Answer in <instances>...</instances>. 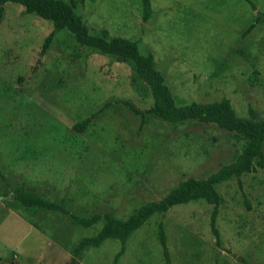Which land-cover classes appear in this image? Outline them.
<instances>
[{"label":"rangeland","instance_id":"1","mask_svg":"<svg viewBox=\"0 0 264 264\" xmlns=\"http://www.w3.org/2000/svg\"><path fill=\"white\" fill-rule=\"evenodd\" d=\"M68 1V0H67ZM84 0L75 10L92 32L108 30L151 52L177 105L227 99L238 116H264V0ZM49 22L4 5L0 20V264H67L72 246L93 236L67 216L25 209L13 200L20 183L66 203L78 216L125 219L187 177L205 178L241 151L233 133L188 121L140 124L152 98L130 63H118L56 33L43 58ZM38 61V62H37ZM99 113L83 133L72 125ZM217 187V246L203 201L154 215L125 244L118 264H264V170L256 163ZM118 241L83 251L77 264H112Z\"/></svg>","mask_w":264,"mask_h":264},{"label":"trees","instance_id":"2","mask_svg":"<svg viewBox=\"0 0 264 264\" xmlns=\"http://www.w3.org/2000/svg\"><path fill=\"white\" fill-rule=\"evenodd\" d=\"M83 1L0 0V20L4 13V5L11 3L21 6L24 13L49 22L52 31L44 38L38 50L39 58L45 56L56 33L66 32L80 46L91 48L118 63H130L137 78L148 87L152 103L144 110H139L129 101H120L119 103L133 115L138 116L140 124H143L145 118H150L167 124L194 121L213 125L225 132L237 135L243 142L241 151L229 163L220 165L215 172L205 178L187 177L181 180L161 199L143 203L125 219L117 218L112 214L75 215L68 210L65 202L52 201L37 193L33 188L26 186L25 183H20L12 189L13 200L25 209L62 214L83 228H89L102 221V226L96 234L84 237L72 246L71 257L67 264H77L83 251L89 248H99L106 241L120 243V249L112 260V264H118L130 236L152 216H163L174 206L198 201H203L211 206L209 227L216 245L220 246V233L217 227L220 195L217 187L227 181L235 180L241 191L240 178L253 169L254 163L264 170V116H259L251 106L247 107L246 116H238L227 99L177 105L165 77L155 66L152 53L149 51L142 53L137 41L112 36L104 28L97 32L90 31L75 10L77 3L81 4ZM140 3L141 17L145 22L151 16V0H140ZM99 113L101 110L76 122L72 125V130L76 133H83ZM0 179L3 180L1 174ZM157 236L164 263L171 264L161 222L158 224Z\"/></svg>","mask_w":264,"mask_h":264}]
</instances>
